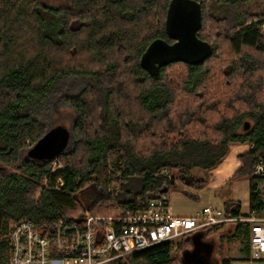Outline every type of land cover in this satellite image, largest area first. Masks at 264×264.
Returning <instances> with one entry per match:
<instances>
[{"label": "trees", "instance_id": "1", "mask_svg": "<svg viewBox=\"0 0 264 264\" xmlns=\"http://www.w3.org/2000/svg\"><path fill=\"white\" fill-rule=\"evenodd\" d=\"M170 1L68 0L52 7L43 0H0V233L22 219L42 228L84 209L108 215L138 196L147 201L149 181L162 168L201 189L207 178L192 170L215 168L231 143L253 149L239 156L240 169L212 195L225 215L237 217L240 203L230 191L247 178L250 212L264 209L255 193L264 179L253 176L264 158V0H196L202 6L197 37L210 44V56L151 73L140 58L156 39L173 42L165 30ZM67 75L92 80L65 99L76 112L73 150L20 161V152L47 132L22 105ZM249 122L252 128L245 127ZM56 160L63 168L52 172ZM58 178L63 184L54 191ZM114 180L120 189L109 194ZM171 191L194 197L176 185L165 190ZM170 248L140 251L118 264H184L181 252L171 258Z\"/></svg>", "mask_w": 264, "mask_h": 264}, {"label": "built area", "instance_id": "2", "mask_svg": "<svg viewBox=\"0 0 264 264\" xmlns=\"http://www.w3.org/2000/svg\"><path fill=\"white\" fill-rule=\"evenodd\" d=\"M259 29L264 35V24ZM62 168L57 160L51 167L52 172ZM253 176L264 179V158L255 164ZM56 183L62 186L63 181L58 178ZM172 185H176L174 175L162 168L149 181L151 197L147 201L138 196L132 205L116 207L109 215H94L84 209L69 218L57 217L42 228L29 220H19L5 232L4 264H118L128 255L231 223L247 227L249 260L264 261V214L231 217L220 206L208 203L192 216H173L168 207L169 193L165 192ZM258 185L255 193L264 202ZM119 189L115 180L107 186L109 194ZM54 191L59 188L54 187Z\"/></svg>", "mask_w": 264, "mask_h": 264}, {"label": "crops", "instance_id": "3", "mask_svg": "<svg viewBox=\"0 0 264 264\" xmlns=\"http://www.w3.org/2000/svg\"><path fill=\"white\" fill-rule=\"evenodd\" d=\"M250 150H252L251 144L231 143L228 153L215 168L207 172L193 169L192 172L199 178H207L206 184L201 189L186 187L176 181V187L188 191L194 197L186 196L180 191H171L168 197L170 213L173 216L186 217L194 215L196 211L208 203L221 207L218 199L213 197L212 194L221 188L240 169L242 164L239 156L246 154ZM257 184H259L258 186L263 185L264 180L257 182ZM250 188L251 183L247 178L237 180L232 184L230 198L240 203V216L248 213H263L264 209L259 212H250ZM246 231V225L241 223H231L216 227L213 231L208 232L206 236L195 235L199 232L196 231L186 235L177 243L171 244V249H177L179 253L184 251L186 254H189L190 241H194V238L204 241L206 237H209L213 240V252L210 255H205L202 252H199L200 255L197 253H193V255L189 254L188 260H195V264H224V260L229 261V264L249 263L248 244L245 241Z\"/></svg>", "mask_w": 264, "mask_h": 264}, {"label": "water", "instance_id": "4", "mask_svg": "<svg viewBox=\"0 0 264 264\" xmlns=\"http://www.w3.org/2000/svg\"><path fill=\"white\" fill-rule=\"evenodd\" d=\"M201 10L199 1L171 0L165 17V30L173 42L168 43L163 39L152 41L140 58L141 68L157 73L161 67L171 63L198 64L210 56V44L197 37V32L201 28ZM245 127H248L247 123ZM68 141L67 130L66 132L50 130L32 146L29 156L35 160H51L64 152ZM207 233L208 231L205 230L195 235L206 236ZM194 239L190 241L188 249L190 255L193 253L200 255L199 252L210 255L213 252V244L208 240ZM189 254L181 252L182 262L195 264V260H188Z\"/></svg>", "mask_w": 264, "mask_h": 264}, {"label": "rangeland", "instance_id": "5", "mask_svg": "<svg viewBox=\"0 0 264 264\" xmlns=\"http://www.w3.org/2000/svg\"><path fill=\"white\" fill-rule=\"evenodd\" d=\"M46 4L52 7L66 4L68 0H43ZM92 80L86 76L67 75L56 83L48 87L42 98H36L33 102L23 104L24 111L29 112L32 117L41 121L47 132L50 130H57L59 132H66L68 134V145L64 152H71L74 148V138L71 134L72 127L76 118V112L67 104L66 97L76 95L81 89L90 84ZM247 121V120H246ZM252 122H249L248 127L252 128ZM20 161L35 160L29 156V149L22 150L19 154ZM46 183H42L45 186ZM60 185L55 182L56 188H60ZM259 190L264 194V184L260 185ZM264 214V210L263 213ZM109 215V214H108ZM1 233H4L1 231ZM0 233V234H1ZM5 234V233H4ZM171 258L178 257V250L170 248L169 252ZM0 261L4 264L6 261V252L4 249H0ZM241 264H264V261L243 262Z\"/></svg>", "mask_w": 264, "mask_h": 264}, {"label": "flooded vegetation", "instance_id": "6", "mask_svg": "<svg viewBox=\"0 0 264 264\" xmlns=\"http://www.w3.org/2000/svg\"><path fill=\"white\" fill-rule=\"evenodd\" d=\"M205 239L208 240V242L213 243V240L211 238H209V239L208 238H205Z\"/></svg>", "mask_w": 264, "mask_h": 264}, {"label": "bare ground", "instance_id": "7", "mask_svg": "<svg viewBox=\"0 0 264 264\" xmlns=\"http://www.w3.org/2000/svg\"><path fill=\"white\" fill-rule=\"evenodd\" d=\"M203 231H205V230H203Z\"/></svg>", "mask_w": 264, "mask_h": 264}]
</instances>
